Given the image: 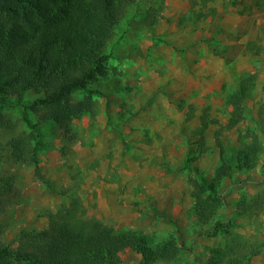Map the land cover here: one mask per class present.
Listing matches in <instances>:
<instances>
[{
	"label": "rangeland",
	"instance_id": "1",
	"mask_svg": "<svg viewBox=\"0 0 264 264\" xmlns=\"http://www.w3.org/2000/svg\"><path fill=\"white\" fill-rule=\"evenodd\" d=\"M107 50L109 73L92 85L102 92L93 95L96 111L68 129L41 122V175L35 165L14 160L8 147L3 150L0 173L14 177L15 193L4 200L0 241L17 245L22 229L48 227L50 212L78 199L84 215L115 227L154 240L175 234L185 245L180 264L196 255L205 262L208 247L221 238L197 236L190 174L182 166L190 152L197 156L194 164L211 176L221 157L214 132L227 124L230 96L246 79L255 85L243 102L245 119L223 129L226 153L248 127L264 141V0H137L120 18ZM6 113L18 126L4 141L31 130L21 107ZM206 120L208 126H202ZM202 135L208 148L200 154ZM238 173L233 180L247 182L230 191L228 184L220 212L231 217L242 194L262 195L250 212L233 219L237 231L264 247V171L250 177L248 171ZM122 257L126 264L141 259L131 249ZM252 264H264V252Z\"/></svg>",
	"mask_w": 264,
	"mask_h": 264
},
{
	"label": "trees",
	"instance_id": "2",
	"mask_svg": "<svg viewBox=\"0 0 264 264\" xmlns=\"http://www.w3.org/2000/svg\"><path fill=\"white\" fill-rule=\"evenodd\" d=\"M136 1L0 0V162L8 147L14 160L35 165L36 173L41 175L39 153L45 144L41 122L52 120L68 129L75 119L96 111L93 95L102 92L92 85L109 73L108 43L120 18ZM250 81L244 80L241 89L230 96L233 110L229 120L214 132L221 157L212 175L194 164L197 156L190 152L184 160L182 169L190 174L191 212L197 236L220 237L221 243L208 247L205 262L196 255L183 264H252L254 257L264 252L255 237L236 230L238 225L233 219L250 212V204H259L262 195L250 199L247 193L242 194L231 217L225 218L220 212L227 205L226 180L233 179L236 172L254 169L264 152V142L250 127L240 131L229 156V146L222 137L223 129L233 128L245 119L243 102L255 85L253 79ZM80 92L87 95L76 99ZM29 93L36 96L30 98ZM18 106L31 130L17 132L4 141L6 133L16 131L18 126L6 110ZM31 114L37 116V122ZM208 123L206 120L202 126ZM201 138L203 145L205 136ZM203 147L200 154L208 148ZM12 193L14 177L0 173V233L4 229V200ZM184 246L175 234L154 240L135 229L88 217L80 201L74 199L49 213L48 227L22 229L17 245L0 241V264H126L122 253L127 249L141 255L139 264H180Z\"/></svg>",
	"mask_w": 264,
	"mask_h": 264
},
{
	"label": "crops",
	"instance_id": "3",
	"mask_svg": "<svg viewBox=\"0 0 264 264\" xmlns=\"http://www.w3.org/2000/svg\"><path fill=\"white\" fill-rule=\"evenodd\" d=\"M263 141V140H262ZM264 142V141H263ZM127 146V145H126ZM125 146V147H126ZM124 147V148H125ZM214 148V147H213ZM215 150V149H214ZM214 153L216 154V157H218V153H217V151H214ZM219 158V157H218ZM216 164H215V167L218 165V163H219V160L217 159L216 160V162H215ZM264 152H262V157H261V159H260V162H259V164L254 168V169H252V170H249L248 171V173H247V175L250 177V176H255V174H257V173H260V171H264ZM244 172H246V171H244ZM239 175H242L241 174V172L240 173H238ZM237 174V175H238ZM212 175V174H211ZM242 177V176H241ZM234 179H235V177H234ZM245 179H248V178H240L237 182L235 181V180H233V179H227L226 180V182H227V184H229L231 187H230V189H229V191L230 190H234L235 188H238V187H241V186H243L244 185V183L245 182H247V181H244ZM232 181V182H231ZM234 181V182H233ZM236 185H240V186H236Z\"/></svg>",
	"mask_w": 264,
	"mask_h": 264
}]
</instances>
